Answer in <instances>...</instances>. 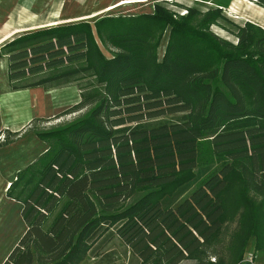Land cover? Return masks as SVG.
Instances as JSON below:
<instances>
[{"label": "trees", "instance_id": "obj_1", "mask_svg": "<svg viewBox=\"0 0 264 264\" xmlns=\"http://www.w3.org/2000/svg\"><path fill=\"white\" fill-rule=\"evenodd\" d=\"M213 1L184 16L157 4L2 45L14 91L91 82L68 109L85 113L36 133L45 150L7 188L25 230L1 264H116L102 253L115 237L137 264H245L251 241L264 251V26L237 25L223 12L231 0ZM47 72L56 74L23 81ZM209 164L186 198L162 208Z\"/></svg>", "mask_w": 264, "mask_h": 264}, {"label": "rangeland", "instance_id": "obj_2", "mask_svg": "<svg viewBox=\"0 0 264 264\" xmlns=\"http://www.w3.org/2000/svg\"><path fill=\"white\" fill-rule=\"evenodd\" d=\"M124 1H130L131 3L117 6ZM13 3H16L20 8L23 6L20 0H13ZM53 3H55V0H35L33 3L24 6L31 12L44 9L45 14L48 15ZM77 3L80 5V8H72L73 10H71L72 15L77 16L74 20L90 23L106 15L132 16L151 13L157 4H163L167 10L179 16H184L186 10L191 7H197L201 10L216 7L213 0L205 2L201 0H77ZM7 4L5 3L3 6ZM101 6L115 8L110 11L97 9ZM223 12L228 20L233 21L237 25L249 22L261 27L264 26V8L257 5L253 0H231L228 7L223 9ZM12 14L10 19L18 16L17 8L16 12ZM13 22L17 23L18 19H13ZM70 23L76 22L73 21ZM9 25H13L12 20L8 22ZM210 30L223 40L234 44L237 43L236 37L221 27L211 26ZM167 37L168 32H165L158 48L159 59L164 52ZM101 49L105 56H110V52L105 47L101 46ZM53 74H56V72H47L35 75L34 77L29 76L23 81L33 82L40 78L52 76ZM89 82H91L90 78L85 77V75H78L70 79L59 80L41 87H36L30 90V92L17 93L16 95L13 94L8 97L5 95L4 100L3 98L2 100L0 99V107L1 103L2 105L12 104L13 106L20 107L18 112L23 114L29 113L31 118L35 116L42 117L40 119H31L32 121H30L29 125L24 126L19 131L14 130V133H9L7 144L3 145V147L0 145V263L5 258L3 254L9 252V248L17 242V239L24 230V224L20 219V206L17 203L6 200L4 195L1 194L4 186L3 177L1 176L3 174L2 169H6L5 174L8 175L7 181H13L18 170L32 162L45 150V145L38 140L36 133L69 123L73 119L81 117L85 113V110L68 113V109L80 102L81 93L90 88L88 87ZM18 101L20 105L17 104ZM50 114L52 116H49ZM4 121H6V114L0 113V125ZM19 133L20 136L18 137ZM213 167V164L197 167L194 172L195 177L192 181L180 186L173 194L162 199V208L167 209L180 203ZM15 240L16 242H14ZM252 246L253 242L251 241L249 249L245 254H253L254 264H264V251L256 252ZM102 253L113 257L116 264H137L136 258L116 237L103 248ZM98 261V258L87 257L81 264H100Z\"/></svg>", "mask_w": 264, "mask_h": 264}, {"label": "crops", "instance_id": "obj_3", "mask_svg": "<svg viewBox=\"0 0 264 264\" xmlns=\"http://www.w3.org/2000/svg\"><path fill=\"white\" fill-rule=\"evenodd\" d=\"M35 0H20L22 3V7H18L16 3H13V0H0V49L2 45L13 39L14 37L22 34L27 33L43 28H50V27H56L58 25L70 23V22H79L74 20L76 18V15H72V8H80V5L77 3V0H55V3L51 6L50 13L47 15L43 10H35V11H29L28 8H26L24 5H28L29 3H33ZM83 1V0H82ZM5 3H8L7 5L3 6ZM15 7V8H14ZM110 6H101L97 9L105 10ZM5 10H4V9ZM18 12V16L13 19H18L17 23L13 22V19H10L12 17V13ZM12 20L13 25L8 26V22ZM36 88V87H34ZM34 88H26L21 90H12L11 89V83L8 78V59L7 56L2 55L0 52V99L4 100V96H12L13 94L17 93H23V92H30V90ZM6 103V102H5ZM11 104V103H10ZM18 105H20L19 101L17 102ZM20 110L19 106H13L12 104H5L0 107V113L6 114V121L0 125V145L3 147V145L7 144L9 133H14L15 131H19L20 129L24 128V126L29 125L31 119H40L41 116H35L31 118L30 114L26 113H20L18 112ZM49 116H52L50 114ZM6 136V137H5ZM20 136V133L18 134V137ZM6 138V139H5ZM6 140V141H5ZM28 165V164H27ZM24 168V167H23ZM22 168V169H23ZM6 169H2L3 174L1 175L3 177V190L2 193L4 195V198L8 201L15 202L14 200L7 198L6 191L9 186L10 181H7L8 175L5 174ZM21 170V169H20ZM19 171V170H18ZM17 171V172H18ZM16 172V173H17ZM12 175V174H11ZM6 183V184H5ZM20 206V219L21 218V205L17 203ZM23 222V221H22ZM25 230V227H24ZM23 230V232H24ZM22 232V234H23ZM21 234V235H22ZM20 238V237H19ZM18 238V239H19ZM17 239V241H18ZM16 242V240L14 241ZM17 243V242H16ZM15 243V244H16ZM15 244L9 248V252L12 250V248L15 246ZM9 252H5L3 254V257H7ZM5 255V256H4ZM2 257V256H1ZM5 258L2 260V262L5 260ZM1 262V263H2ZM0 263V264H1Z\"/></svg>", "mask_w": 264, "mask_h": 264}, {"label": "built area", "instance_id": "obj_4", "mask_svg": "<svg viewBox=\"0 0 264 264\" xmlns=\"http://www.w3.org/2000/svg\"><path fill=\"white\" fill-rule=\"evenodd\" d=\"M243 263H248V264H254V256L252 253H247L245 254L243 258Z\"/></svg>", "mask_w": 264, "mask_h": 264}, {"label": "bare ground", "instance_id": "obj_5", "mask_svg": "<svg viewBox=\"0 0 264 264\" xmlns=\"http://www.w3.org/2000/svg\"><path fill=\"white\" fill-rule=\"evenodd\" d=\"M131 2L130 1H124V2H121V3H119L117 6H121V5H125V4H130ZM116 6V7H117ZM115 7H110V8H108V9H106V11H110V10H112V9H114Z\"/></svg>", "mask_w": 264, "mask_h": 264}]
</instances>
